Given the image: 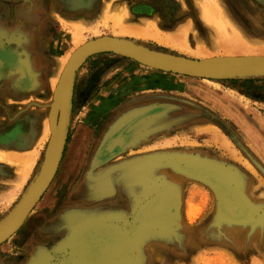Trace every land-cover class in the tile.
I'll use <instances>...</instances> for the list:
<instances>
[{"label": "rangeland", "instance_id": "obj_1", "mask_svg": "<svg viewBox=\"0 0 264 264\" xmlns=\"http://www.w3.org/2000/svg\"><path fill=\"white\" fill-rule=\"evenodd\" d=\"M24 6L30 41L25 32L17 42L25 25L14 24V10ZM103 37L190 59L264 56V0H0V221L39 173L46 119L58 116L51 84L50 95L27 92L32 70L17 62L24 52L28 65L29 56L43 60L51 82L73 47ZM132 66L143 73L141 93H129L95 126L99 138L104 119L118 114L93 162L112 169H89L92 178L109 175L110 195H74L76 183L68 189L70 179L57 181L56 170L22 224L0 240V264H264V74H183L91 54L74 74L73 82L89 69L82 85L89 93L71 99L65 145L100 84L124 80L120 73ZM28 116L42 129L37 144L47 139L34 167L35 153L12 144ZM88 200L87 207L111 201L120 219L68 238L54 223L59 210L64 201L71 211Z\"/></svg>", "mask_w": 264, "mask_h": 264}, {"label": "crops", "instance_id": "obj_2", "mask_svg": "<svg viewBox=\"0 0 264 264\" xmlns=\"http://www.w3.org/2000/svg\"><path fill=\"white\" fill-rule=\"evenodd\" d=\"M29 9H25V6L23 8H15L14 12L16 14V19L14 20V24H19L20 20H22V24L25 25V27L21 30V32L18 33V36L15 38L17 42L21 41L20 35L22 34V40L24 41L25 36L29 35V41H30V22L27 20V16H25V11ZM27 23V25L25 24ZM30 24V25H29ZM27 27L29 28L27 32ZM26 32V35H25ZM13 38V40L15 39ZM28 41V42H29ZM28 55V54H27ZM41 59V58H40ZM32 65V62L35 63L34 67H32L29 64V70L31 68L32 72L30 71V80H27V92L31 93H37L38 95H50V74L46 71L45 68V62L42 60L41 63H38L37 59H32V56H29L28 59ZM86 66V65H85ZM89 69L83 68L80 71H77L76 75L78 78L74 79L72 90H71V99H72V105L73 100L76 98L81 99L85 95H88L89 92L84 88L83 83L88 75ZM117 72V70H115ZM38 74V75H36ZM122 74L124 80H120L119 76L115 77L114 83H112L109 88H103L102 84H100V88L96 96L94 97L95 101L88 104L87 107L84 108V112H81L80 115H82L81 119L77 121L76 124V130L74 134L72 135V140L70 143H66L64 152L61 156L60 163L57 168L56 175L57 181L58 179L63 180L64 178L70 179V183L68 186V189L74 184V189L72 190V193L74 195H77L79 193H87V195H100L103 196L108 195L110 193V185H109V175L104 177L103 179H100L99 176L89 174V169H99L100 167L94 166V159L97 157L99 147L109 140L110 136L112 134H115L114 126L117 124L118 120V114L114 116L112 119H104L102 122V126L98 130L100 137H94V132H96L95 126L98 123V119L101 120V117L105 116L107 113L118 109V105L122 103L125 97H128V94L130 93L131 96H133L132 93H135L134 95H137V93H141L143 89V82H142V75L143 73L140 71H137L134 69V67L127 68L123 70L120 75ZM16 77V76H15ZM14 79V77H12ZM59 79V78H58ZM105 80V79H104ZM36 81V86L32 82ZM11 80L7 83V87H12ZM132 84V85H131ZM150 87L152 86V81L150 83ZM105 85V84H104ZM108 85V84H107ZM38 88V89H37ZM40 88V89H39ZM25 89V88H24ZM29 90V91H28ZM54 96V92L52 94V97ZM131 101V100H130ZM130 101L128 103H130ZM89 103V102H88ZM125 103L124 110L127 112H131L132 108L131 106L127 105ZM41 106V105H39ZM129 109V110H128ZM131 110V111H130ZM125 111V112H126ZM112 115V114H111ZM118 117V118H117ZM117 119V120H116ZM43 120V118H42ZM37 122V121H35ZM39 122V121H38ZM23 124H26V127H23ZM34 126V129L36 132L32 134V136L28 139L24 134L31 132V126ZM29 128V129H28ZM24 134L23 136L20 135H14L16 137L12 142L14 148H16L18 145L21 147L20 151L24 153H35V159L33 162V167L35 164H37V160L39 158V155L41 153V148L43 147V144L47 139H44L41 144H37L38 139L40 136H43L42 129L38 131V127L36 123H34L33 117L29 119V116L27 119H24L22 123V128L20 129ZM95 142H100L97 151L94 150L92 152H89L90 148L93 146ZM19 143V144H18ZM13 145H10L8 147H11ZM13 148V149H14ZM97 148V147H96ZM73 165L76 166L77 169L72 172V170H69V166ZM95 167V168H94ZM108 167V166H107ZM104 167L100 169H112V167ZM74 169V167L72 168ZM135 169V168H133ZM35 169H30L26 179L21 184L20 189H23L28 178L31 176L32 172ZM72 172V173H71ZM53 176V178L56 177ZM75 175V176H74ZM82 175V176H81ZM87 176L92 178L94 181L90 182L87 180ZM52 178V180H53ZM78 181V182H77ZM52 182V181H51ZM81 184V185H80ZM64 185L63 182L59 186ZM18 191V192H19ZM70 195H72L70 193ZM110 195V194H109ZM97 199V196L93 198L92 202ZM88 200L86 203H84V206H82L79 209H73L71 211L66 208L67 201H64L63 208L59 210V213L56 217V221L54 222L57 226H64L67 227L69 231H66V236L68 238L71 237H77L78 235H82L86 231H88L93 226L101 225L104 223H110L111 220H119L121 216V208L118 207V209L113 208L111 201L109 202H102L101 204H96L93 207H87L89 205ZM92 205V204H91ZM100 205V206H99ZM250 241V239H247ZM255 240V238L253 239ZM255 242V241H252Z\"/></svg>", "mask_w": 264, "mask_h": 264}, {"label": "water", "instance_id": "obj_3", "mask_svg": "<svg viewBox=\"0 0 264 264\" xmlns=\"http://www.w3.org/2000/svg\"><path fill=\"white\" fill-rule=\"evenodd\" d=\"M115 53L129 57L157 69L199 75L264 74V56L213 57L190 59L146 50L112 38L90 40L70 57L58 85L61 92L59 117L52 131L48 149L38 177L18 204L0 221V240L10 236L24 221L49 186L61 159L66 141L67 122L71 104V90L75 71L94 53Z\"/></svg>", "mask_w": 264, "mask_h": 264}, {"label": "bare ground", "instance_id": "obj_4", "mask_svg": "<svg viewBox=\"0 0 264 264\" xmlns=\"http://www.w3.org/2000/svg\"><path fill=\"white\" fill-rule=\"evenodd\" d=\"M28 18V20H30V17H31V14H27L26 15ZM82 46V45H81ZM80 46H75V47H73V49L61 60V64H60V69H59V73L56 75V76H54L53 77V79H52V81H51V90H52V94H53V92H54V96H53V102H52V108H51V110H52V112L55 110V106L56 105H58V116H57V120H58V117H59V108H60V103H61V92L60 91H58V85H59V82H60V79H61V77H62V74H63V72H64V69H65V67H66V65H67V63H68V61H69V59H70V57H71V55L79 48ZM244 47H246L245 45H244ZM243 47V48H244ZM245 49V48H244ZM243 49V50H244ZM247 49V48H246ZM256 56V55H255ZM18 63V65L22 68V70H24V71H26V69H28L29 68V65H28V61H27V59H26V53L24 52L23 54H22V56H21V58H20V60L17 62ZM59 78V79H58ZM55 90V91H54ZM49 120H50V124H49ZM48 120V117H47V119H46V133H48V135H50V137H51V133H52V131L53 130H55V128H56V125H57V120H56V123H55V121H54V117H51L50 119ZM50 126H51V133H50ZM50 137H49V142H50ZM48 147H50V146H48ZM106 147H109V145L108 146H106ZM142 171V170H141ZM37 177H38V175H37ZM36 177V178H37ZM81 185V184H80ZM34 208V207H33ZM221 226L222 227H224V228H226L227 226L226 225H224V224H221ZM88 239V238H87ZM94 241V236L93 237H91V242H93Z\"/></svg>", "mask_w": 264, "mask_h": 264}]
</instances>
